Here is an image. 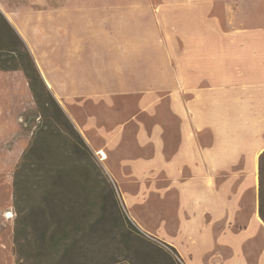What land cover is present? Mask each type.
Here are the masks:
<instances>
[{
    "label": "rangeland",
    "instance_id": "obj_1",
    "mask_svg": "<svg viewBox=\"0 0 264 264\" xmlns=\"http://www.w3.org/2000/svg\"><path fill=\"white\" fill-rule=\"evenodd\" d=\"M0 11L92 152L90 228L78 229V204L39 210L31 186L41 164L33 155L19 184L22 214L30 210L26 223L35 228L17 244L14 175L31 143L35 103L22 70L0 69V264H146L142 254L150 252L162 263L163 254L136 224L151 228L154 193L190 177L166 161L183 142L175 109L200 84L201 0H0ZM235 18L233 28L264 35V8L252 12L239 3ZM5 42L16 44L0 21V45ZM240 110L233 108L234 118ZM263 111L258 107L257 116ZM261 124L257 117V134ZM249 173H256L258 189V161ZM52 215L62 220L58 237L41 248L35 234Z\"/></svg>",
    "mask_w": 264,
    "mask_h": 264
},
{
    "label": "crops",
    "instance_id": "obj_2",
    "mask_svg": "<svg viewBox=\"0 0 264 264\" xmlns=\"http://www.w3.org/2000/svg\"><path fill=\"white\" fill-rule=\"evenodd\" d=\"M239 3L264 8V0H201L200 84L175 109L183 142L166 161L190 177L154 193L151 228L136 224L159 249L179 252L183 264H264L257 175L249 173L264 149V111L256 114L264 107V35L233 28ZM233 108H241L239 118Z\"/></svg>",
    "mask_w": 264,
    "mask_h": 264
},
{
    "label": "trees",
    "instance_id": "obj_3",
    "mask_svg": "<svg viewBox=\"0 0 264 264\" xmlns=\"http://www.w3.org/2000/svg\"><path fill=\"white\" fill-rule=\"evenodd\" d=\"M0 21L16 41V44L5 42L0 45V69L22 70L35 103V116L32 118L35 123L31 131V143L24 151L14 175L13 205L17 213L14 229L15 242L18 244L22 233L31 234L33 232L31 228H35L34 225L29 226L26 223L30 210H27L25 215L22 214L24 210H22L21 202L25 194L20 190L19 184L20 173L29 168L33 155H39L38 163L41 164L37 179L31 186L34 193L39 196L36 206L41 211L47 208L52 211L58 208L66 210L65 207L70 208L78 204L82 207L78 229L85 232L90 228L87 205L92 193L89 183L92 152L80 131L45 83L31 51L1 11ZM103 179L106 180V177L103 176ZM63 196L72 199L65 201L61 199ZM258 214L264 222V149L258 156ZM51 220L50 225L37 227L39 231H35L41 248L48 249L58 237L62 220L54 215L51 216ZM150 245L163 254L166 264H183L153 243ZM169 248L177 253L174 248ZM142 257L146 264H165L151 252L143 253ZM115 263L136 264L127 259Z\"/></svg>",
    "mask_w": 264,
    "mask_h": 264
},
{
    "label": "water",
    "instance_id": "obj_4",
    "mask_svg": "<svg viewBox=\"0 0 264 264\" xmlns=\"http://www.w3.org/2000/svg\"><path fill=\"white\" fill-rule=\"evenodd\" d=\"M40 73H41V75H42V77H43V79H44L45 83L47 84L48 82H47V80L45 79V77L43 76V74H42L41 70H40ZM47 86H48V84H47ZM48 87H49V86H48ZM125 264H127V263H125Z\"/></svg>",
    "mask_w": 264,
    "mask_h": 264
},
{
    "label": "bare ground",
    "instance_id": "obj_5",
    "mask_svg": "<svg viewBox=\"0 0 264 264\" xmlns=\"http://www.w3.org/2000/svg\"><path fill=\"white\" fill-rule=\"evenodd\" d=\"M48 84V83H47ZM48 86H49V84H48ZM105 155V154H104Z\"/></svg>",
    "mask_w": 264,
    "mask_h": 264
}]
</instances>
